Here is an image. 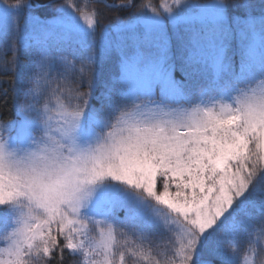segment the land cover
I'll return each instance as SVG.
<instances>
[{"label":"trees","instance_id":"16d2710c","mask_svg":"<svg viewBox=\"0 0 264 264\" xmlns=\"http://www.w3.org/2000/svg\"><path fill=\"white\" fill-rule=\"evenodd\" d=\"M172 1L0 0L10 10L0 21V131H11L22 115L39 121L42 111L60 106L69 113L93 115L102 125V134H108L125 116L157 98L134 100L126 94L122 63L134 55L154 61L165 58L161 64L173 70L183 91L178 102L165 101L176 106L193 108L201 99L226 90L254 87L259 82L256 74L264 78V0H217L223 5L221 18L179 22L163 13ZM185 1L204 5L216 0ZM120 2L128 5H112ZM64 8L76 18H87L80 23L86 30L55 27V22L65 19ZM150 13L166 16L165 36L156 34L148 41L140 34L123 40L111 36ZM256 39L262 71L253 67L249 72ZM158 43L167 44L168 50H161ZM218 56L221 62L215 65ZM256 133L246 137L227 161L233 180L231 207L196 248H189L175 227L152 218L155 208L161 207L158 198L179 203L190 199V191L179 179L159 171L154 195L128 189L136 200H142L138 208L133 210V204L112 208L116 225L110 264H245L250 256L253 264H264V149L261 133ZM144 213L147 217L141 216ZM16 214L0 205V252L7 245ZM0 264L8 263L0 260ZM11 264L88 263L84 253L71 249L69 234L53 228L47 238Z\"/></svg>","mask_w":264,"mask_h":264},{"label":"rangeland","instance_id":"374dc122","mask_svg":"<svg viewBox=\"0 0 264 264\" xmlns=\"http://www.w3.org/2000/svg\"><path fill=\"white\" fill-rule=\"evenodd\" d=\"M63 12L65 19L55 22V27L86 30L80 23L87 18H76L69 8ZM163 13L172 22L215 21L224 15L217 0L204 5L174 0ZM9 14L0 4V21ZM165 17L144 15L111 36L123 40L140 34L147 41L156 34L165 36ZM258 42L250 50L249 72L253 67L262 71ZM159 47L168 50L167 44ZM164 59L138 55L123 59L126 94L134 100L157 98L125 116L106 135L93 115L69 113L60 106L42 111L39 121L22 115L11 131H0V205L18 213L0 252L2 262L13 263L53 228H60L69 234L71 249L84 253L88 264H110L114 207L138 208L142 200L128 189L154 195L159 171L179 179L190 199L179 203L158 198L161 207L155 208L152 218L175 227L189 248H196L223 218L232 201L227 161L246 137L259 130L264 149V78L256 74L259 82L254 87L226 90L201 99L193 108L176 106L165 101L178 102L183 91L173 70L161 64ZM215 62L219 65L221 56ZM224 69H216L217 74ZM245 264H253L252 256Z\"/></svg>","mask_w":264,"mask_h":264}]
</instances>
